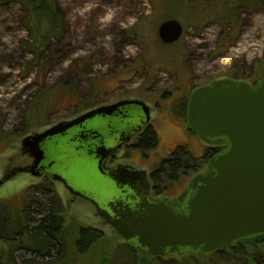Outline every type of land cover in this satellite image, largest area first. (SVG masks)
<instances>
[{"label":"rangeland","instance_id":"374dc122","mask_svg":"<svg viewBox=\"0 0 264 264\" xmlns=\"http://www.w3.org/2000/svg\"><path fill=\"white\" fill-rule=\"evenodd\" d=\"M53 1L61 12L62 33L48 39L39 57L27 48L34 34L23 6L18 2L0 5V202L9 205L15 215L21 214L26 194L45 197L44 189L31 186L39 179L18 170L27 162L22 139L76 114V86L81 97L105 86L112 88L108 97L127 96L151 103L159 139L152 155L159 161L180 144L195 157L210 146L184 124L177 97H188L194 88L218 79L234 77L249 83L264 79V0L254 10L239 7L236 15L222 9L219 21L213 11L204 12V7L220 6L219 0ZM171 18L182 23L184 32L179 40L167 44L160 40L158 26ZM99 76L105 78L98 80ZM165 88L172 95L153 105L156 93ZM134 110L141 112L138 107ZM96 124L102 127L104 123ZM73 166L84 172L79 161ZM83 174L94 183L87 188L105 186L90 168ZM61 196L67 224L100 229L108 242L121 243L93 205L67 191ZM37 210V204L29 207L34 216L30 227L37 224ZM16 255L18 260L32 256L25 250ZM97 257L89 252L74 260L75 264H94ZM178 257L172 253L156 264L186 263ZM134 260V254L123 246L113 264H133ZM205 263L222 264L217 259Z\"/></svg>","mask_w":264,"mask_h":264},{"label":"water","instance_id":"95a60500","mask_svg":"<svg viewBox=\"0 0 264 264\" xmlns=\"http://www.w3.org/2000/svg\"><path fill=\"white\" fill-rule=\"evenodd\" d=\"M183 32L182 23L173 18L158 26V36L167 44L179 40ZM127 104L139 105L149 120V106L145 102L129 99L118 105ZM112 108L99 107L26 135L22 148L39 160L44 138L96 114L109 113ZM187 121L189 128L205 142L225 143L227 147L210 159L206 175L193 179L194 193L188 200L186 214H176L161 205L139 213L133 221H121L112 219L106 209L91 199L97 212L126 240L136 237L139 247L153 255L208 252L264 234V79L254 87L247 81L230 78L196 87L189 98Z\"/></svg>","mask_w":264,"mask_h":264},{"label":"flooded vegetation","instance_id":"af4514ba","mask_svg":"<svg viewBox=\"0 0 264 264\" xmlns=\"http://www.w3.org/2000/svg\"><path fill=\"white\" fill-rule=\"evenodd\" d=\"M207 1L211 2V0ZM219 1L220 6L218 7H204L206 14H209L211 10L217 15L215 18L217 21H219L222 9L228 14L236 15L239 7L250 11L262 2V0ZM104 78V76H99L97 79ZM230 79L243 80L234 77ZM257 83H250V85L254 87ZM111 89L105 86L100 87L95 92L87 93L81 97L79 96V88L76 86V114L68 119L58 120L49 126L47 125L46 128L61 121H70L99 107L113 106V108L110 109L109 113L96 114L73 125L62 133L44 138L40 142L42 155L39 160L28 150L23 149L27 162L19 166L18 170L20 173L38 178L39 182L31 184V186L41 187L45 192L57 195L63 204L64 199L61 196L63 191H67L73 198H80L89 202L93 205L98 217L121 237V243L129 244L138 251H144L151 256L162 259L172 253L185 254L182 253L183 251H175L166 252L164 255H153L146 248L139 247L136 237L126 240L111 223L107 222L97 212L91 199H94L103 209H106L112 219H120L121 221H126L128 218L133 221L134 216L136 217L139 213H144L152 206L161 205L168 206L176 214H186L188 212V200L194 193L192 189L193 179L198 175L207 174L209 161L214 156L206 160L200 167H184L177 178H174L173 175L167 176L160 166L164 158L159 161L153 160L152 152L157 146L151 147L149 140L145 137L146 134L153 132L158 137L152 123V104L134 97H108V94L112 91ZM156 94L155 102L152 101L153 105L159 104L162 98L172 95L171 91L166 88ZM190 95L188 97L186 95L179 96L175 99L177 107L181 106L179 108H183L180 111L181 119L187 126ZM129 99L141 100L149 106V120L145 119L141 107L137 104L118 105ZM186 103L187 105H185ZM135 107L140 108L141 112L134 110ZM96 123L104 124L99 127ZM189 130L192 131L190 128ZM222 144L226 146L225 143ZM210 146H216V144L210 143ZM76 161L83 164L84 172L87 168H90L92 173L105 186H96L92 190L87 188V185L92 187L94 183L91 180L86 181V178L89 177L85 176L84 172L78 171L76 166H73V162L76 163ZM13 170H16V168ZM8 176H5V178H8ZM67 185L83 195L70 191ZM31 195L37 196V194Z\"/></svg>","mask_w":264,"mask_h":264},{"label":"trees","instance_id":"16d2710c","mask_svg":"<svg viewBox=\"0 0 264 264\" xmlns=\"http://www.w3.org/2000/svg\"><path fill=\"white\" fill-rule=\"evenodd\" d=\"M9 2H18L25 9L28 28L34 34L33 42L27 48L38 57L41 56L48 39L57 36L58 31L62 33L59 7L53 0H0V5ZM34 67L33 63L31 69ZM145 137L151 147L157 146L156 133H148ZM225 149L224 144L210 146L201 157H195L185 144H180L163 159L160 166L167 176L173 175L177 178L184 167H200L206 160ZM44 195L41 198L26 194V202L19 215H15L9 205L0 202V264H75L74 259L78 255L89 252L98 256L94 264H113V258L123 246L134 254L133 264H156L157 260L162 259L138 251L129 244L110 243L100 229L67 224L61 199L49 192ZM33 203L39 207V219L37 224L30 227L34 216L30 214L29 207ZM20 250H25L32 256L18 260L16 253ZM178 256L177 260L185 261V264H206L205 261L211 259H217L222 264H264V234L244 238L213 251L187 252Z\"/></svg>","mask_w":264,"mask_h":264}]
</instances>
